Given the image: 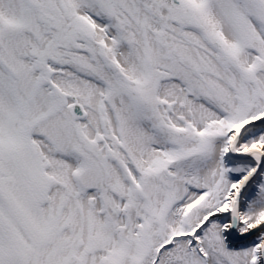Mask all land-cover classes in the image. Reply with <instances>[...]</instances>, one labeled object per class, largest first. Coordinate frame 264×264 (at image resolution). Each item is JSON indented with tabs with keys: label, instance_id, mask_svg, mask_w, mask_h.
<instances>
[{
	"label": "snow or ice",
	"instance_id": "obj_1",
	"mask_svg": "<svg viewBox=\"0 0 264 264\" xmlns=\"http://www.w3.org/2000/svg\"><path fill=\"white\" fill-rule=\"evenodd\" d=\"M0 264H264V0H0Z\"/></svg>",
	"mask_w": 264,
	"mask_h": 264
}]
</instances>
